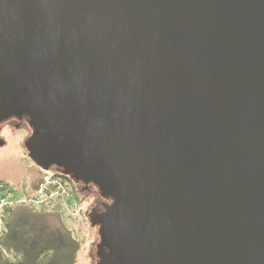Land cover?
Instances as JSON below:
<instances>
[{"label":"water","instance_id":"95a60500","mask_svg":"<svg viewBox=\"0 0 264 264\" xmlns=\"http://www.w3.org/2000/svg\"><path fill=\"white\" fill-rule=\"evenodd\" d=\"M22 116L37 167L111 199L97 264H264V0H0Z\"/></svg>","mask_w":264,"mask_h":264},{"label":"trees","instance_id":"16d2710c","mask_svg":"<svg viewBox=\"0 0 264 264\" xmlns=\"http://www.w3.org/2000/svg\"><path fill=\"white\" fill-rule=\"evenodd\" d=\"M68 181L82 205L84 196L80 195L73 180ZM40 182L38 178L32 185L25 183L20 190L18 185L0 179V188L30 199ZM7 210L10 217L0 233V264H77L83 243L74 227L77 222L65 216L63 209L26 201L16 202ZM81 214L87 215L84 209Z\"/></svg>","mask_w":264,"mask_h":264},{"label":"rangeland","instance_id":"374dc122","mask_svg":"<svg viewBox=\"0 0 264 264\" xmlns=\"http://www.w3.org/2000/svg\"><path fill=\"white\" fill-rule=\"evenodd\" d=\"M0 135V179L18 185L20 190H23L21 187L25 183L32 185L38 178H41L42 181L44 177L42 169L37 167L29 158L28 151L25 148V142L29 134L20 128L12 127V129L6 128V130H3ZM56 169L59 172L60 169ZM95 194L97 197L100 196L98 188H95ZM17 198L18 201L22 202L25 197L18 195ZM94 198L95 195L83 197L84 213L87 214L88 211H92ZM63 213L65 216L72 218L74 222H77L74 227L77 228L83 243L77 256V264H94L93 257L96 254V244L99 242L98 227L93 226L91 223L89 213L86 215L87 218L82 214L75 216L67 210H63Z\"/></svg>","mask_w":264,"mask_h":264},{"label":"built area","instance_id":"2783aa9c","mask_svg":"<svg viewBox=\"0 0 264 264\" xmlns=\"http://www.w3.org/2000/svg\"><path fill=\"white\" fill-rule=\"evenodd\" d=\"M43 179L38 187L35 195L29 199L26 197L22 202L31 201L37 205L59 206L63 210L69 211L77 216L83 211V207L78 198L73 193V189L69 185L68 179L54 169L41 170ZM17 195L10 190H1L0 188V233L5 221L10 217L8 207L18 201Z\"/></svg>","mask_w":264,"mask_h":264},{"label":"flooded vegetation","instance_id":"af4514ba","mask_svg":"<svg viewBox=\"0 0 264 264\" xmlns=\"http://www.w3.org/2000/svg\"><path fill=\"white\" fill-rule=\"evenodd\" d=\"M11 126L15 127V128H20L21 130L26 131V133L29 134L28 137L32 133V128L29 125V120H28L27 116L11 117V118L1 122L0 123V134L3 130H6V128L12 129ZM0 138H1V135H0ZM65 177L68 178L69 180H71V178L69 176H65ZM73 182L75 183L78 191L81 193L80 194L81 196H84L86 198V196L91 197L92 195L93 196L95 195V198L93 199L94 207L92 208V211H88L89 216L92 215L94 212H96V213L102 212L104 210L105 205L111 203V199H109V198H104L101 195L99 197L96 196L95 188H97V187L94 184H92V183L86 184V183H83L82 181H75V180H73ZM96 245H97L96 246V254H95V257H93L94 264H97L99 262L100 255H102V252L98 249V244H96Z\"/></svg>","mask_w":264,"mask_h":264}]
</instances>
